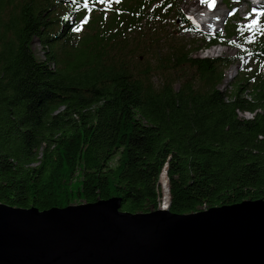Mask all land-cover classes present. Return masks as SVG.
Returning a JSON list of instances; mask_svg holds the SVG:
<instances>
[{"label": "trees", "instance_id": "16d2710c", "mask_svg": "<svg viewBox=\"0 0 264 264\" xmlns=\"http://www.w3.org/2000/svg\"><path fill=\"white\" fill-rule=\"evenodd\" d=\"M181 1L0 0L1 204L150 213L164 169L174 215L264 201V16L205 34Z\"/></svg>", "mask_w": 264, "mask_h": 264}, {"label": "water", "instance_id": "95a60500", "mask_svg": "<svg viewBox=\"0 0 264 264\" xmlns=\"http://www.w3.org/2000/svg\"><path fill=\"white\" fill-rule=\"evenodd\" d=\"M0 264H264V201L186 215L130 214L116 198L47 211L0 203Z\"/></svg>", "mask_w": 264, "mask_h": 264}, {"label": "rangeland", "instance_id": "374dc122", "mask_svg": "<svg viewBox=\"0 0 264 264\" xmlns=\"http://www.w3.org/2000/svg\"><path fill=\"white\" fill-rule=\"evenodd\" d=\"M211 1H216V0H211ZM218 1H219V8L223 11L224 14H226V16L224 22L220 25V27L217 30L206 29L210 33L222 31L225 25H227L229 22H234L242 25L249 21L260 20L264 16V14H260V13H264V5L261 7V10H256V12H253V8H250L249 5L244 4L242 2L240 3L239 1L241 0H218ZM238 2L239 5H237ZM200 4H201V0H182L179 8L180 11L186 16V18H189L190 15L189 9L192 6H196ZM181 38L184 43L191 45V48L193 50L192 55L194 57H199V58L235 57L237 53V49L232 47L231 48L221 47L218 49H214L213 52H210L209 54L201 53L200 49H202L205 46V42L203 41L200 35L183 34L181 35ZM31 49L37 59L39 60L44 59L41 47L37 40L32 41ZM240 70H241L240 63L233 64L227 70H225L223 83L219 87L221 91H224L225 89H229L230 84L237 77ZM243 117L249 118L250 115L245 114V116ZM78 204H82V203H75L74 205H78Z\"/></svg>", "mask_w": 264, "mask_h": 264}, {"label": "bare ground", "instance_id": "6f19581e", "mask_svg": "<svg viewBox=\"0 0 264 264\" xmlns=\"http://www.w3.org/2000/svg\"><path fill=\"white\" fill-rule=\"evenodd\" d=\"M239 2L247 4L249 5L250 8H254V9H261V7L264 5V0H241ZM239 2L237 5H239ZM209 16L211 22L208 24V28L211 30H217L220 27V25L224 22L226 16V14H224L223 11L219 8L218 0L213 2ZM158 183L162 190V195H163V200L160 209L166 210L168 208L167 179H166V174L164 172L160 174Z\"/></svg>", "mask_w": 264, "mask_h": 264}, {"label": "snow or ice", "instance_id": "6c2138e0", "mask_svg": "<svg viewBox=\"0 0 264 264\" xmlns=\"http://www.w3.org/2000/svg\"><path fill=\"white\" fill-rule=\"evenodd\" d=\"M210 6H212V5H210ZM253 12H256V10L253 9ZM260 14H264V13H260ZM253 26H254V25H249L248 27L251 28V27H253Z\"/></svg>", "mask_w": 264, "mask_h": 264}]
</instances>
